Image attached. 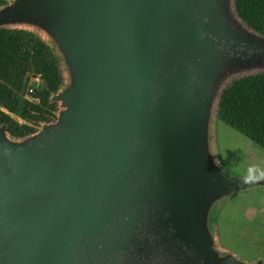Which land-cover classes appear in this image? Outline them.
<instances>
[{
    "label": "water",
    "instance_id": "95a60500",
    "mask_svg": "<svg viewBox=\"0 0 264 264\" xmlns=\"http://www.w3.org/2000/svg\"><path fill=\"white\" fill-rule=\"evenodd\" d=\"M0 28L44 35L68 76L55 121L0 126V264H244L210 229L264 186L211 146L222 91L264 72L234 0H12Z\"/></svg>",
    "mask_w": 264,
    "mask_h": 264
},
{
    "label": "trees",
    "instance_id": "16d2710c",
    "mask_svg": "<svg viewBox=\"0 0 264 264\" xmlns=\"http://www.w3.org/2000/svg\"><path fill=\"white\" fill-rule=\"evenodd\" d=\"M0 0V7L6 4ZM239 19L264 36V0H234ZM43 83L25 100L27 80ZM65 83L62 65L50 45L27 29L0 28V126L14 139L34 134L56 120L58 104L50 98ZM216 120L264 149V72L233 80L222 91Z\"/></svg>",
    "mask_w": 264,
    "mask_h": 264
},
{
    "label": "rangeland",
    "instance_id": "374dc122",
    "mask_svg": "<svg viewBox=\"0 0 264 264\" xmlns=\"http://www.w3.org/2000/svg\"><path fill=\"white\" fill-rule=\"evenodd\" d=\"M37 34L48 41L44 35ZM62 69L66 84L68 76L63 65ZM253 74L234 77L229 83ZM42 88L40 79L28 78L27 89ZM211 146L218 163L230 175L264 180V149L215 117L211 121ZM210 229L221 255L231 253L244 264L257 261L264 264V186L251 187L220 201L212 210Z\"/></svg>",
    "mask_w": 264,
    "mask_h": 264
},
{
    "label": "built area",
    "instance_id": "2783aa9c",
    "mask_svg": "<svg viewBox=\"0 0 264 264\" xmlns=\"http://www.w3.org/2000/svg\"><path fill=\"white\" fill-rule=\"evenodd\" d=\"M37 78V77H36ZM39 79V78H38ZM33 93H34V91L32 90V89H28L27 90V93L25 94V100H27V101H30V102H36V100H34L33 98H32V95H33Z\"/></svg>",
    "mask_w": 264,
    "mask_h": 264
}]
</instances>
